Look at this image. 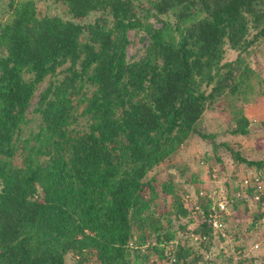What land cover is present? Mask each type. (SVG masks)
I'll return each instance as SVG.
<instances>
[{"label": "trees", "instance_id": "16d2710c", "mask_svg": "<svg viewBox=\"0 0 264 264\" xmlns=\"http://www.w3.org/2000/svg\"><path fill=\"white\" fill-rule=\"evenodd\" d=\"M55 1L70 18L40 15L35 0H9V16L0 19V264L164 259V244L176 236L173 215L197 223L201 240L180 241L174 264H198L204 243L221 232L195 206L207 211L214 199L205 186L194 200L182 198L172 174L150 173L198 133L256 166L245 187L247 174L232 190L217 187L240 191L235 207L247 206L264 182V159L246 158L200 128L220 97L264 96V77L244 55L252 27L264 36V0ZM131 29L151 39L134 61ZM227 43L239 53L223 61ZM250 90L258 94L248 99ZM230 111L227 131L250 135L246 111ZM258 204L255 217L264 220V195ZM69 253L78 261L68 263ZM256 261L231 254L216 264H264V255Z\"/></svg>", "mask_w": 264, "mask_h": 264}, {"label": "rangeland", "instance_id": "374dc122", "mask_svg": "<svg viewBox=\"0 0 264 264\" xmlns=\"http://www.w3.org/2000/svg\"><path fill=\"white\" fill-rule=\"evenodd\" d=\"M9 0H0V19H7ZM40 15H60L64 18H70L64 14L62 6L55 0H35ZM95 13L91 14L83 22L93 20ZM174 22L173 16H170ZM157 25H161L160 21L152 19ZM258 29L252 27L249 32V40L255 39L248 51L244 55L246 61L254 67L262 77H264V36L255 37ZM130 43L127 49V58L134 61L142 58L146 52L147 46L150 44V35L144 29H131L129 31ZM239 51L233 49L228 43L225 45V55L223 61L234 60L237 58ZM47 85V80L41 83L38 91L32 98L33 109L40 98V94ZM210 89V87H208ZM257 91V89H256ZM258 93L252 90L247 92V98L250 99ZM247 99V100H248ZM227 101H233L232 106ZM245 99H232L229 97H220L215 104L210 106L202 121L200 128L207 133L216 134V142H230L236 150L249 159H264V96L258 101L252 103H244ZM234 105L242 107L251 122V134H232L228 132L233 126V114L230 110H234ZM38 122L37 116L30 127H34ZM219 156V157H218ZM256 166L236 160L233 154L225 146H218L214 149L211 140L203 138L198 133H192L184 144L171 157L163 163L157 165L150 173L155 174L159 178H164L168 174H172L174 185L182 198H192L194 200L197 189L205 186L209 192L220 186H227L231 190L234 189L238 177L245 174L256 172ZM224 197V196H222ZM190 207V205H187ZM260 205L252 201L251 196L247 200V206L240 204L235 207L233 205L231 214L226 221L225 230L227 236H222L217 232L214 233L212 239L204 244L205 257L198 264H216L223 262L225 257L231 254L241 258H255L259 262V258L264 255V220L256 219L255 214ZM234 208V209H233ZM264 209V207H263ZM172 230L176 231L175 240L180 242L188 240L192 244H201L199 235L195 232L196 224L191 223L188 216L179 218L173 215ZM255 223L254 227L251 226ZM184 226H186L184 228ZM135 241L133 240V244ZM168 244V243H167ZM170 244L166 245L167 250ZM158 254L146 264H169L168 258L158 259ZM68 263H75L78 257L73 253L66 256ZM83 264H94L92 260H88Z\"/></svg>", "mask_w": 264, "mask_h": 264}, {"label": "built area", "instance_id": "2783aa9c", "mask_svg": "<svg viewBox=\"0 0 264 264\" xmlns=\"http://www.w3.org/2000/svg\"><path fill=\"white\" fill-rule=\"evenodd\" d=\"M247 182L248 179L247 177H245L243 179L244 184H242V186L245 187ZM235 194L237 196L241 195L239 190L234 194L227 195L226 193L220 192L217 188H215L211 190L208 194V196L214 199V203H212V205L208 208L207 211L204 208L200 207V205L198 204L195 206V208H197L202 213V217H205V219L213 225L214 229L216 231H220L223 236L227 235V232L225 230L226 223L224 220V213L231 212L232 207L234 205L233 195ZM262 195H264V182L259 186L257 190H255L254 194L251 196V199L259 203L261 201ZM167 243L170 244L168 250L166 247V245H168ZM178 243L179 242L173 238L172 240H169L164 244L166 250L165 253L169 260V264H174L178 260L176 255Z\"/></svg>", "mask_w": 264, "mask_h": 264}]
</instances>
